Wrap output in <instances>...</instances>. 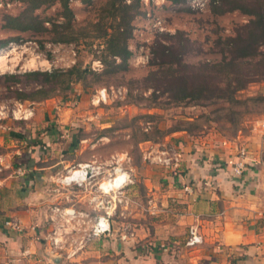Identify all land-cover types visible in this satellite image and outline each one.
I'll use <instances>...</instances> for the list:
<instances>
[{
	"label": "rangeland",
	"instance_id": "374dc122",
	"mask_svg": "<svg viewBox=\"0 0 264 264\" xmlns=\"http://www.w3.org/2000/svg\"><path fill=\"white\" fill-rule=\"evenodd\" d=\"M103 2L70 0L72 22L79 38L70 42H53L51 37L55 32L50 22L44 23L47 30L38 28L21 32L5 26V15H16L23 6L19 0H0V40H8L0 48V107L11 110L22 103V108L33 109L32 119H35L38 106L52 109V122L49 121V124L56 130L60 125L61 133L65 126L73 131L77 142L69 150L72 162L57 173L59 181L68 168L78 163L99 166L96 176L80 187L73 185L69 193L70 201L74 202L72 208L82 209L83 213L79 212L76 218L79 229L67 227L65 236H76L77 231L79 235L89 237L91 218H96L101 208L95 205L93 196L89 197L93 199L91 204L88 200L82 204L77 194H81V189L93 194L98 182L106 178L112 166L120 165L132 181L112 212L111 223L113 220L117 225L116 234L134 228L141 232L142 227L148 231L156 228L164 213L162 209L167 207V203L171 204L169 199L165 204L162 197L154 196L153 189L166 187L167 182L162 181L164 175L174 173L176 169L155 159L163 155L162 150L167 151L164 155H172L169 153L174 151L177 137L187 135L195 139L208 133H219L232 138L238 133L248 134L254 128L264 131V99H260L264 97V79L254 80L237 92L238 98L249 99L243 104H232L235 113L233 121H229L227 106L220 105V102L196 104L190 100H170L164 87L171 75L164 72L162 67L167 57L162 58L160 53L163 46H170L174 53L180 54L187 73L203 69L204 64H212L221 58L220 50L228 37H245L251 31L248 9H232V4L255 7L257 0H183L172 5L167 0H140L138 7L132 10L128 39L131 54L123 68L112 62L113 57L106 56L104 38L96 37L100 31L93 23L100 20L101 14L104 16ZM58 11L59 5L55 3L43 5L34 13L58 24L61 21ZM103 22L108 25L113 21L104 18ZM119 61L115 58V63ZM247 61L246 64L242 62L244 71L253 68V62ZM73 65L87 68L89 72L82 80L73 82L70 89L64 90L59 86L49 89L47 86L52 94L48 98H17L20 95L17 90L29 93L40 86L36 80L26 77L25 72L66 69ZM178 70L182 68L179 66ZM6 74L16 75L19 81L6 80ZM101 88L106 89V97L96 101ZM65 108H69L66 122ZM59 111L63 113V119ZM59 116L62 121H57ZM176 126L186 127L188 131L177 130L163 135ZM59 139L65 140V136ZM2 162L0 160V173L24 166V162L12 159L11 165L4 168ZM93 204L99 212L92 210ZM122 222L129 223L128 229Z\"/></svg>",
	"mask_w": 264,
	"mask_h": 264
},
{
	"label": "crops",
	"instance_id": "0c3cea01",
	"mask_svg": "<svg viewBox=\"0 0 264 264\" xmlns=\"http://www.w3.org/2000/svg\"><path fill=\"white\" fill-rule=\"evenodd\" d=\"M68 110L65 118L59 111L65 122ZM33 115L32 109L27 118L0 117L2 165L9 167L12 159L24 162L22 174L0 173V264H264L261 129L232 138L219 133L177 137L173 148L179 166L164 175L166 187L153 189L165 204L171 201L155 229L134 228L118 235L112 220L109 235L88 237L76 231V236H65L67 227L79 229V225L78 218L72 223L66 214L57 213L74 205L69 198L73 185L59 181L57 173L72 162L69 150L77 141L69 127L61 133L60 125L56 130L49 124L52 109L38 106L35 119ZM60 116L57 121H62ZM63 136L65 140L59 139ZM241 148L245 167L236 175L232 166ZM125 190L129 189L120 194ZM80 191L82 204L99 196L96 190L91 195L87 189ZM95 205L92 210L97 213ZM7 221L18 222L21 230H12ZM123 223L128 229L129 223ZM190 225L202 235V242L193 246L185 245ZM53 230L62 233L59 247H51L47 238Z\"/></svg>",
	"mask_w": 264,
	"mask_h": 264
},
{
	"label": "trees",
	"instance_id": "16d2710c",
	"mask_svg": "<svg viewBox=\"0 0 264 264\" xmlns=\"http://www.w3.org/2000/svg\"><path fill=\"white\" fill-rule=\"evenodd\" d=\"M22 3V10L16 15H5V26L17 29L19 31H35L38 28L47 30L44 26L45 22H50L55 35L51 37L53 42H70L77 40L79 35H76L73 25V12L69 5L70 0H19ZM183 0H167L168 3L176 4ZM59 5L58 15L61 21L56 24L50 19L40 18L34 13V10L43 5ZM140 3V0H104L103 11L99 21L93 23L100 31V35L96 37L104 38V50L106 56L113 57L112 62L118 67L126 66L127 59L131 54L128 48V39L131 34V21L133 18L132 10H135ZM245 6L239 3H233L230 8L248 9L249 23L251 31L245 37L232 36L224 41L221 47V58L215 62L206 63L203 69L190 71L187 73L186 65L181 62V56L174 53L172 47L163 46L160 52L162 58L167 57L163 63V70L171 77L165 83V90L168 92V98L175 102L193 101L196 104L213 101L220 102V105H226L229 111V121H233L235 113L232 104H243L249 98L240 99L237 97V92L244 89L245 86L257 79H264V0H257L255 7ZM104 18H109L113 22L106 25L103 22ZM104 24H103V23ZM102 23V26L100 25ZM58 27L61 29L58 30ZM8 40H0V48L5 46ZM115 58H119V62L115 63ZM251 60L252 69L244 71L243 63ZM182 70L179 71L178 67ZM243 70V71H242ZM89 72L87 68L73 65L66 69L53 68L51 70H32L25 72L24 75L31 77L39 83V87L24 93L22 90H17V98L28 100H40L50 97L49 89L60 88L70 89L71 84L75 81H80ZM242 75L231 77L232 75ZM6 80L10 78L19 81V78L13 74H6ZM214 78V80H210ZM234 78V79H232ZM49 86V89L46 87ZM156 89V87L154 88ZM40 94V96L38 95ZM258 98V97H256ZM260 99H264L263 96ZM154 102L156 99H153ZM177 130H187L188 128L176 126L163 135Z\"/></svg>",
	"mask_w": 264,
	"mask_h": 264
},
{
	"label": "built area",
	"instance_id": "2783aa9c",
	"mask_svg": "<svg viewBox=\"0 0 264 264\" xmlns=\"http://www.w3.org/2000/svg\"><path fill=\"white\" fill-rule=\"evenodd\" d=\"M195 2V1H193ZM160 23V22H159ZM162 29V27H160ZM106 89L101 88L98 90L96 95V101L105 99ZM21 108H20V107ZM17 108H12L11 110L4 109L0 107V117L1 116H12L13 118H27L31 116V108H22V103H19ZM264 125V122H263ZM163 155L156 156L158 162L162 165L170 166L177 168L178 156L175 151L169 153L172 155H164L167 151H161ZM245 153V149L241 148L239 151V158L235 161L232 166V170L236 175H241L245 167V163L242 159V156ZM99 166L89 163H78L76 166H71L66 170L65 176L62 180L66 184L72 185H83L91 177L96 176L99 172ZM17 174H22L24 172L23 167H18L16 169ZM69 176V177H68ZM131 178L128 175L127 171L123 169L120 165L112 166L109 172L106 175L104 180H100L97 185V192L99 196H93V199L96 201L95 204L101 208L100 214L96 216L93 222L90 225V236H104L109 235L112 231L111 216L112 212L115 210L116 204L121 197V191L131 183ZM57 213L66 214L69 217V220L73 221L78 217V214L73 208H62L57 209ZM77 216V217H76ZM12 230L20 231L21 227L16 221H7L6 223ZM61 227V226H59ZM62 233H58L56 230H53L51 234L47 235L48 240L50 241L51 247H59L62 239ZM202 242V235L198 232L197 226L190 225L188 228L187 236L185 238V245L193 246Z\"/></svg>",
	"mask_w": 264,
	"mask_h": 264
},
{
	"label": "bare ground",
	"instance_id": "6f19581e",
	"mask_svg": "<svg viewBox=\"0 0 264 264\" xmlns=\"http://www.w3.org/2000/svg\"><path fill=\"white\" fill-rule=\"evenodd\" d=\"M69 177V176H68Z\"/></svg>",
	"mask_w": 264,
	"mask_h": 264
}]
</instances>
